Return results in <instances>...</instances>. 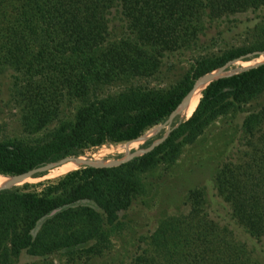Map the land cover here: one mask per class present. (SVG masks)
Returning a JSON list of instances; mask_svg holds the SVG:
<instances>
[{
  "label": "trees",
  "instance_id": "obj_1",
  "mask_svg": "<svg viewBox=\"0 0 264 264\" xmlns=\"http://www.w3.org/2000/svg\"><path fill=\"white\" fill-rule=\"evenodd\" d=\"M264 0H0V67L14 71L11 95L26 128L40 131L80 103L41 143L0 142V174L18 175L106 143L138 139L180 108L194 81L223 65L264 52V30L245 46L200 59L166 91L130 83L159 71L165 53L186 47L207 24L258 9ZM128 37L109 39L112 24ZM123 86L104 91L108 86ZM264 92V63L219 77L196 109L154 149L117 166H82L40 189L0 190V264L22 253L101 250L111 228L143 192L140 174L182 146L236 103ZM240 148L215 176L235 223L264 239V105L244 122ZM202 189L187 213L164 220L135 264H260L232 228L210 216Z\"/></svg>",
  "mask_w": 264,
  "mask_h": 264
},
{
  "label": "rangeland",
  "instance_id": "obj_2",
  "mask_svg": "<svg viewBox=\"0 0 264 264\" xmlns=\"http://www.w3.org/2000/svg\"><path fill=\"white\" fill-rule=\"evenodd\" d=\"M261 30H264V5L258 9L239 12L228 18L208 23L197 41L165 53L157 73L136 79L130 84L162 91L174 88L200 59L220 55L234 47L245 46L256 39ZM126 32L123 23L116 20L112 24L109 39L117 41L126 38L128 37ZM262 63H264V52L247 60L230 63L223 75L238 73ZM13 75L14 71L11 67H0V142L41 143L50 139L54 127L62 121L73 120L80 105L78 102L63 108L60 116L45 129L34 131L26 128L22 121L20 103L18 104L11 95ZM122 87L108 86L104 91H117ZM200 97L202 95L191 102L187 111H181L175 117L173 125L192 114L199 104ZM263 105L264 92L248 102L234 104L228 112L211 121L194 141L184 144L173 160L160 159L147 171L141 173L143 192L131 208L121 214L116 225L111 228L110 242L101 250L73 254L62 251L45 255L22 253L13 264H135L136 257L146 247L150 236L164 220L188 212L191 206L188 197L194 189L203 190L204 206L210 216L222 225L232 228L236 238L240 242H245L256 260L264 264V239L258 241L252 238L235 223L229 206L218 195L215 186L218 170L243 147L242 128L247 115ZM162 123L147 129L136 140L109 142L89 148L81 155L71 156H81L94 163H110L141 154V151L149 148L154 141L166 135L167 127L161 129ZM82 166L84 165L75 162L65 163L57 168L42 171L35 177L14 186L22 190L34 191L40 189L39 183L57 182L67 173Z\"/></svg>",
  "mask_w": 264,
  "mask_h": 264
},
{
  "label": "water",
  "instance_id": "obj_3",
  "mask_svg": "<svg viewBox=\"0 0 264 264\" xmlns=\"http://www.w3.org/2000/svg\"><path fill=\"white\" fill-rule=\"evenodd\" d=\"M235 62V61H234ZM230 63H233V62H229L225 65H223L222 67L212 71V72H209V73H206L202 76H200L199 78H197L193 84V87L192 89L188 92V94L184 97V100H183V103L181 104L180 108L177 109L176 111H174L161 125H160V128H164V127H167V133L165 136H163L162 138L154 141L152 143V145L141 151V154H136V155H131L129 156L128 158H124V159H121V160H118V161H113V162H110V163H94L92 161H89L87 159H83L81 156H66L58 161H55V162H52V163H48L44 166H39V167H35V168H32L28 171H25L24 173L22 174H18V175H13L12 177V181H9L7 182L6 184L4 185H0V190L5 188V187H11V186H14L15 184L21 182V181H24L26 179H29V178H32V177H35L36 175H38L39 173H41L42 171H46V170H51L55 167H58L60 165H63L65 163H68L70 161H76L82 165H85V166H95V167H101V166H117V165H120L128 160H130L131 158L135 157V156H139V155H142L152 149H154L157 145H159L161 142H163L166 137L169 135V133L171 132V130L175 127L173 125L174 123V119L175 117L181 112V111H187L188 110V106H189V103L190 101L195 97V95L197 94V92L203 87V89L210 83L212 82L213 80L219 78V77H222V76H225L223 75V73L226 71L228 65ZM202 89V91H203ZM201 95H202V92H201ZM201 99V98H200ZM200 102V100H199Z\"/></svg>",
  "mask_w": 264,
  "mask_h": 264
},
{
  "label": "bare ground",
  "instance_id": "obj_4",
  "mask_svg": "<svg viewBox=\"0 0 264 264\" xmlns=\"http://www.w3.org/2000/svg\"><path fill=\"white\" fill-rule=\"evenodd\" d=\"M263 56V55H262ZM203 87L197 92V94L195 95V97L190 101L189 105L191 104V102L199 95H201ZM189 107V106H188ZM187 114V112H186ZM185 114V115H186ZM136 143V142H135ZM86 159V158H84ZM70 162H75L76 164L80 165V163L76 162V161H70ZM69 163V162H68ZM61 166V165H60ZM57 168V167H56ZM0 185H4L9 181H12V177L8 176V175H4V174H0Z\"/></svg>",
  "mask_w": 264,
  "mask_h": 264
}]
</instances>
